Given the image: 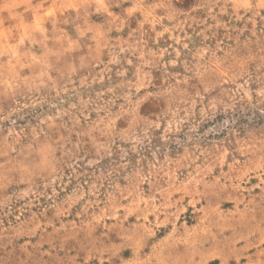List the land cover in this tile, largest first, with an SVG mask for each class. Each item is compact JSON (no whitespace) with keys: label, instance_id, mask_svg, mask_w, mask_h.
Listing matches in <instances>:
<instances>
[{"label":"rangeland","instance_id":"374dc122","mask_svg":"<svg viewBox=\"0 0 264 264\" xmlns=\"http://www.w3.org/2000/svg\"><path fill=\"white\" fill-rule=\"evenodd\" d=\"M0 264H264V0H0Z\"/></svg>","mask_w":264,"mask_h":264}]
</instances>
